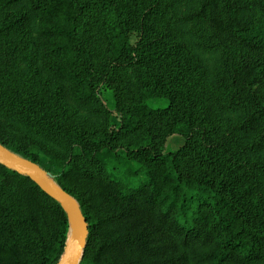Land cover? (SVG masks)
I'll return each mask as SVG.
<instances>
[{
  "label": "trees",
  "instance_id": "16d2710c",
  "mask_svg": "<svg viewBox=\"0 0 264 264\" xmlns=\"http://www.w3.org/2000/svg\"><path fill=\"white\" fill-rule=\"evenodd\" d=\"M162 3L0 0V43L26 49L31 74L29 82L0 75V106L69 148L35 152L6 124L0 143L79 201L89 224L80 264H264V204L248 195L239 156L204 128L181 87L180 47L158 21ZM186 18L237 53L228 83L246 112L236 128L252 132L250 149L264 154V0H200ZM130 70L140 76L134 90ZM104 88L113 91L118 124L109 121ZM156 99L169 104L152 107ZM81 109L107 116L90 125ZM175 134L183 143L165 151ZM258 167L264 172V156ZM13 195L27 206L23 226L6 203ZM68 231L58 201L0 164V264H57Z\"/></svg>",
  "mask_w": 264,
  "mask_h": 264
},
{
  "label": "rangeland",
  "instance_id": "374dc122",
  "mask_svg": "<svg viewBox=\"0 0 264 264\" xmlns=\"http://www.w3.org/2000/svg\"><path fill=\"white\" fill-rule=\"evenodd\" d=\"M162 2L158 21L163 33L169 36L168 40L180 47L179 55L183 67L174 66V72L181 87L195 100L200 116H205L204 128L210 130L213 136L225 139L239 156L244 175L242 184L247 188L248 195L252 198L257 196L264 204V172L258 167V162L262 160L264 154L250 149L254 137L252 132H244L236 128L239 119L246 112L244 101L230 91L228 83L229 67L233 60H236L237 53L221 43L207 25L186 18L198 7L200 0H162ZM127 9V1H120L119 11H127ZM132 39L133 41L137 39V33L132 35ZM10 43L6 41L0 43V75L5 74L22 82H29L31 74L25 60L26 49H20V44ZM129 74L127 84L131 90H134L140 76L135 70H130ZM101 99L109 111L107 114L110 123L118 124L120 114L115 107L113 91L104 88L101 91ZM150 104L157 108L165 107L169 102L166 99H156ZM79 114L90 125L99 124L107 116L106 114L105 117H101L100 114L97 115L87 109H81ZM0 124H6L9 131L16 133L19 138L24 137L23 143L29 144L35 152L45 151L61 156L68 151L69 144L66 140L36 129H29L1 106ZM181 143L183 137L175 134L168 139L165 151L175 150ZM6 203L15 219L23 226L22 220L27 213L24 201L19 196L13 195L6 200ZM31 248L30 245L27 246L28 250Z\"/></svg>",
  "mask_w": 264,
  "mask_h": 264
},
{
  "label": "water",
  "instance_id": "95a60500",
  "mask_svg": "<svg viewBox=\"0 0 264 264\" xmlns=\"http://www.w3.org/2000/svg\"><path fill=\"white\" fill-rule=\"evenodd\" d=\"M0 164L30 177L60 203L69 220L64 253L57 264H80L89 236V224L79 201L61 187L55 177L37 162L20 156L0 143Z\"/></svg>",
  "mask_w": 264,
  "mask_h": 264
}]
</instances>
